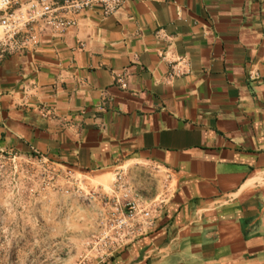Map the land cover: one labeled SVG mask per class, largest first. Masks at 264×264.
I'll return each instance as SVG.
<instances>
[{"label":"crops","instance_id":"0c3cea01","mask_svg":"<svg viewBox=\"0 0 264 264\" xmlns=\"http://www.w3.org/2000/svg\"><path fill=\"white\" fill-rule=\"evenodd\" d=\"M65 17L0 61V156L41 162L44 203L95 221L104 199H153L171 178L156 228L102 264H264V0Z\"/></svg>","mask_w":264,"mask_h":264},{"label":"rangeland","instance_id":"374dc122","mask_svg":"<svg viewBox=\"0 0 264 264\" xmlns=\"http://www.w3.org/2000/svg\"><path fill=\"white\" fill-rule=\"evenodd\" d=\"M49 176L38 160L0 156V264H102L101 218L55 199L46 205Z\"/></svg>","mask_w":264,"mask_h":264},{"label":"built area","instance_id":"2783aa9c","mask_svg":"<svg viewBox=\"0 0 264 264\" xmlns=\"http://www.w3.org/2000/svg\"><path fill=\"white\" fill-rule=\"evenodd\" d=\"M128 0H35L20 4L15 0H0V28L4 37L0 40V61L12 51L23 50L39 45L42 27L65 33L76 23L66 15L77 16L80 13L100 7L105 17L115 15ZM182 65V73L189 71V65L184 59L178 62ZM173 75L174 72L172 73ZM252 78V74L250 75ZM123 89L127 88L124 79H118ZM25 91V90H24ZM26 93V92H25ZM261 133L264 137V122ZM118 177L116 185H120ZM172 181L166 177L160 193L153 199H104L106 210L100 220V231L97 236L100 257H113L121 249L135 239L150 233L156 228L159 214H162L171 200Z\"/></svg>","mask_w":264,"mask_h":264}]
</instances>
